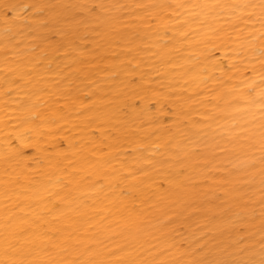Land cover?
Wrapping results in <instances>:
<instances>
[{
	"label": "bare ground",
	"instance_id": "obj_1",
	"mask_svg": "<svg viewBox=\"0 0 264 264\" xmlns=\"http://www.w3.org/2000/svg\"><path fill=\"white\" fill-rule=\"evenodd\" d=\"M0 264H264V0H0Z\"/></svg>",
	"mask_w": 264,
	"mask_h": 264
}]
</instances>
